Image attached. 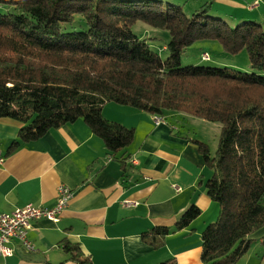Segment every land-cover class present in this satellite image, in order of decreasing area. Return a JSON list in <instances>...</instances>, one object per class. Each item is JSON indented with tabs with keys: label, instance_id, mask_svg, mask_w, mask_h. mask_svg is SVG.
<instances>
[{
	"label": "trees",
	"instance_id": "1",
	"mask_svg": "<svg viewBox=\"0 0 264 264\" xmlns=\"http://www.w3.org/2000/svg\"><path fill=\"white\" fill-rule=\"evenodd\" d=\"M209 8L186 15L179 5L159 0H0V118L21 124L8 152L80 119L113 155L127 149L134 129L103 116L108 102L160 122L179 114L220 123L214 154L206 142L189 139L212 170L204 187L218 206L201 233L200 259L235 264L248 251L251 234L264 227V25L230 26L209 15ZM137 21L169 33L164 59L133 32ZM206 39L230 54L244 50L251 71L181 65L183 51ZM125 156L117 159L123 168ZM200 213L192 204L173 228L153 227L141 239L160 248L169 233ZM15 241L34 250L17 239L8 245ZM58 243L75 264H91L79 244L65 238Z\"/></svg>",
	"mask_w": 264,
	"mask_h": 264
},
{
	"label": "crops",
	"instance_id": "2",
	"mask_svg": "<svg viewBox=\"0 0 264 264\" xmlns=\"http://www.w3.org/2000/svg\"><path fill=\"white\" fill-rule=\"evenodd\" d=\"M102 113L134 129L130 145L116 155L80 119L8 152L21 124L0 118V213L28 203L52 207L60 186L73 192L57 221L32 222L33 251L9 243L14 252L0 254V264H75L58 243L63 238L79 244L91 264H202L201 233L216 219L218 206L206 194L204 182L212 170L190 142L195 137L189 129L182 135V125L174 121L183 117L155 123L152 114L114 103L104 105ZM125 151L123 168L117 159ZM126 200L137 204L126 206ZM192 204L200 215L169 233L162 247L142 241L141 233L153 227L173 228ZM250 238L248 251L235 264H264V227Z\"/></svg>",
	"mask_w": 264,
	"mask_h": 264
},
{
	"label": "rangeland",
	"instance_id": "3",
	"mask_svg": "<svg viewBox=\"0 0 264 264\" xmlns=\"http://www.w3.org/2000/svg\"><path fill=\"white\" fill-rule=\"evenodd\" d=\"M159 1L164 4L171 3L179 5L186 15L198 12L204 5L209 4L210 8L208 9V14L213 17L223 19L230 26H235L243 21H254L264 25V0ZM132 30L140 39H145L148 45L163 59L166 57L167 51L163 49L164 44H166L169 40V33L166 30L151 27L141 21H137L133 25ZM203 52L208 53V60H202L200 58V54ZM189 64L217 67L227 66L242 71H251L249 58L244 50L235 54H230L222 49L217 40L213 39L198 40L183 51L181 54V65L184 66ZM261 75H264V71ZM113 103L114 102H108L106 104ZM114 104L123 106L118 103ZM181 117L183 118H174V121L182 125L180 127V131L183 133L182 135H185L188 131L187 129H189L191 137H195L200 139V141L206 142L210 148L211 154H214L217 148L221 124L218 122L208 121L197 116ZM107 119L116 121L110 118Z\"/></svg>",
	"mask_w": 264,
	"mask_h": 264
},
{
	"label": "built area",
	"instance_id": "4",
	"mask_svg": "<svg viewBox=\"0 0 264 264\" xmlns=\"http://www.w3.org/2000/svg\"><path fill=\"white\" fill-rule=\"evenodd\" d=\"M201 59L207 60L208 54L206 52L202 53ZM154 121L155 123H159L162 119L155 116ZM1 161L2 157H0V162ZM72 196V190L65 186H60L56 203L51 208L35 206L28 203L25 206L17 207L10 212L0 213V254H12L13 248L8 245V242L11 239L21 241L26 249L32 250L33 247L26 238L27 230L31 228L32 222L40 218H45L54 222L57 221L58 215L62 209L66 207ZM123 203L126 206L137 204L136 201L132 200H126Z\"/></svg>",
	"mask_w": 264,
	"mask_h": 264
}]
</instances>
